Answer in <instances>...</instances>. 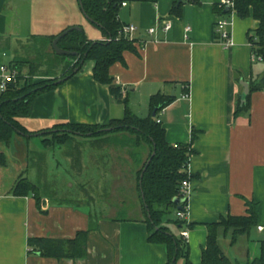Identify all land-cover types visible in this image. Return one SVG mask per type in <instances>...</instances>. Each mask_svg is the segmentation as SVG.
<instances>
[{"label": "crops", "instance_id": "crops-1", "mask_svg": "<svg viewBox=\"0 0 264 264\" xmlns=\"http://www.w3.org/2000/svg\"><path fill=\"white\" fill-rule=\"evenodd\" d=\"M119 1L120 22L138 28L133 41L136 51H125L123 61L110 67L119 96L95 79V61L87 60L63 84L37 96L31 116L21 122L36 133L64 122L107 126L124 116L126 104L134 114L147 117L154 113V95L175 97L157 117L168 143H192L195 153L188 166L192 193L187 224L182 228L175 224L176 232L168 226L178 236L189 230L185 238L188 258L191 264H202L208 224L228 214L247 215L248 202H254L257 227L264 226V60L253 58L248 41L249 32L259 22L231 10L222 15L232 22L234 45L226 48L215 31L221 17L216 8L220 0H183L179 16L171 13L178 0ZM168 21L172 26L167 30ZM73 26L83 27L92 40L105 38L102 29L86 18L79 0H0V76L3 66L10 69L18 63L25 74L35 71L43 79L61 76L65 64L54 60L53 42L45 39ZM151 28L155 32L150 33ZM243 81L249 83L250 106L237 115ZM254 86L261 89L252 90ZM115 136L94 137L97 140L89 143V149L96 146L102 152L101 139ZM33 137L39 136L14 133L9 142H0L6 158V164L0 163V264L169 262L167 244L149 241L138 184L132 192L137 214L125 218L117 215L115 207L124 200L123 188H109L105 183L86 186L89 196L84 200L59 202L42 194L38 201L33 194L15 196L16 182L29 178L34 168ZM94 154L91 151L90 160L97 158ZM87 169L95 174L98 166ZM98 198L109 203H97ZM107 205L109 214L103 209ZM257 227L239 235L234 243L221 229V247L240 263L253 260L258 257L251 254L253 231L259 242L264 238V231ZM81 231L87 232L84 257L29 252V238L72 240ZM186 262V256H181L176 264Z\"/></svg>", "mask_w": 264, "mask_h": 264}, {"label": "trees", "instance_id": "trees-1", "mask_svg": "<svg viewBox=\"0 0 264 264\" xmlns=\"http://www.w3.org/2000/svg\"><path fill=\"white\" fill-rule=\"evenodd\" d=\"M81 2L92 23L102 29L105 38H108V40L90 39L83 27L80 30L70 31L61 38L59 46L65 50L77 52V54L57 55L54 53V60L59 64L64 63L65 67L61 76H54L51 79L38 80L39 77L37 76L40 74L35 73V71L25 74L18 66L19 63L11 66L10 69L16 70L18 76L14 84H10L6 91L1 92L0 142H9L14 133L32 137V134L36 132L27 129L21 119L31 116L36 97L63 84L66 80L61 83H58V81L66 77L71 78L76 74L75 70L77 68L80 70L87 60L95 61V79L103 85L111 86L112 92L116 95L119 94V88L113 86L114 78L110 74V67L115 62L123 61L125 51H136L134 40L119 34L124 25L119 20L121 1L81 0ZM181 6L182 3L179 4L177 1L171 13L181 15ZM216 8L219 14L225 15V9L220 7L219 4ZM234 11L241 18L252 16L259 22L258 27L249 32L248 41L253 54L264 60V0H235ZM56 37L57 35L49 36L45 40L51 43ZM256 89H261V87H252V90ZM186 91L189 93V89ZM174 99L173 96L154 95L151 99V107L153 112L156 111V116L151 114L147 117H139L126 104L124 116L113 119L107 126L64 122L41 131L47 132L41 137L45 146H49L54 143L60 145L68 143L75 137H104L120 132L129 136L137 148H140L142 143H146L145 145L150 148V153L148 160L138 174V189L143 212L149 226V241L167 244L169 250V262L167 264H176L181 256H186V264H191L188 258L186 239L182 235L174 234L168 223L173 222L181 228L187 224V220L180 219L177 215L172 219L171 215L177 214V211L183 209L187 202L182 200L180 204H177L174 200L175 198L182 199L180 197L181 184L184 180H190L191 178L188 166L190 157L195 153V150L192 143L176 145L168 143L165 129L162 128L161 123L156 121L158 112ZM249 106L250 99L248 95L245 103H242L241 100L238 102L236 114L247 111ZM109 127L114 129L112 131H101ZM195 136L194 133L192 142L195 140ZM154 151L156 153L147 166V162ZM136 156V160H139L138 152ZM0 163L6 164L5 155L1 152ZM145 167L147 168L144 171ZM141 174H143L142 177ZM140 180H142V183H140ZM13 194L15 196L33 194L38 201L42 197L39 186L27 177H22L16 182ZM257 221V205L254 202H248L247 215L234 216L228 214L222 216L220 222L208 224V240L206 247L203 249L202 264H243L233 260L221 247L219 242L220 230L224 229L223 232L226 234L231 228L232 242L234 243L239 235L249 233L253 228H256ZM86 238L87 232L85 231L79 232L72 240L29 238V252L41 256L84 257L87 251ZM260 244V255L244 264H264V238L260 239Z\"/></svg>", "mask_w": 264, "mask_h": 264}, {"label": "rangeland", "instance_id": "rangeland-1", "mask_svg": "<svg viewBox=\"0 0 264 264\" xmlns=\"http://www.w3.org/2000/svg\"><path fill=\"white\" fill-rule=\"evenodd\" d=\"M115 134L117 136L101 139L102 142L98 143L103 147L102 152L96 146L89 149V143L97 140L94 137H75L68 143L62 145L54 143L49 146H45L40 136L33 137L31 147L35 154V163L29 178L39 186L41 194L48 195L53 201L59 202L84 200L85 196H89L86 186L93 184L105 183L109 188L122 187L123 195H120L124 197V200L114 205L117 208V215L125 218L131 214H137L134 208L136 199H133L132 192L137 191L138 174L148 160L150 148L145 145L146 143H142L140 148H137L129 136L120 132ZM91 151L95 152L94 155H97V158L89 159ZM137 152L139 160H136ZM90 164L93 165L89 166ZM95 165L98 166L95 174L85 172L86 168L89 170ZM111 192H115V189ZM125 195L129 196L125 197ZM100 202L102 205L109 203L105 199L98 198L97 203ZM109 208L108 205L103 208L106 214L110 213ZM171 218H174V214ZM168 224L176 232V225L173 222ZM225 236L232 242L231 228ZM252 239L251 254L256 253L259 256L261 244L254 231ZM226 245L224 242L222 246L226 247Z\"/></svg>", "mask_w": 264, "mask_h": 264}, {"label": "built area", "instance_id": "built-area-1", "mask_svg": "<svg viewBox=\"0 0 264 264\" xmlns=\"http://www.w3.org/2000/svg\"><path fill=\"white\" fill-rule=\"evenodd\" d=\"M124 5L126 3H123ZM220 7L226 9L227 7L231 10L234 11L235 7V0H220L219 2ZM232 25V22L228 20L227 18L223 17L221 15L220 18L217 19V22L215 24V31L218 33L221 43L223 46L226 48L233 46L234 45V39L230 30V26ZM172 26L171 22H167L165 24V29H170ZM137 26L134 24H124L122 28L120 29V36H124L126 38H129L130 40H134V34L137 31ZM150 33L155 32L154 28H151ZM103 40H108V38H104ZM254 59H261L260 56H256L253 54ZM3 74L0 76V92H4L7 90L8 86L10 84H14L17 81V76L18 73L16 70L9 69L5 66L2 67ZM189 94L187 93L186 96ZM156 121L158 123H161V120L156 117ZM192 193V188H191V181L190 180H184L181 184L180 187V197L182 200H186V204L184 205L183 209H179L177 211V217L183 220H187V215H188V208H189V198ZM257 229L262 232L264 231V226L259 225ZM181 235L188 239L189 237V230H183L181 232Z\"/></svg>", "mask_w": 264, "mask_h": 264}, {"label": "water", "instance_id": "water-1", "mask_svg": "<svg viewBox=\"0 0 264 264\" xmlns=\"http://www.w3.org/2000/svg\"><path fill=\"white\" fill-rule=\"evenodd\" d=\"M182 1H183V0H178V3L180 4ZM79 2H80V6H81V9H82L84 15L86 16V18H87L88 20H90V21L92 22V20H91V19L88 17V15L85 13V10H84V7H83V4H82L81 0H79ZM229 10H230V9L227 7V8L225 9V13L228 12ZM74 29L80 30V29H82V27H81V26H73V27H70V28L64 30L63 32H61V33H60V34L54 39V41H53V48H54L55 52H56L58 55H76V54H77V52H72V51H69V50H65V49H63V48H61V47L59 46V41L61 40V38H63L64 36H66L70 31H72V30H74ZM78 70H79V68H77V69L75 70V72H77ZM68 79H69V77H66L65 79H61V80H59L58 83H61V82L65 81V80H68ZM243 86H244V94H243V97H242V103H245V102H246L247 95H248V93H249V83L243 81ZM153 116H156V111L153 113ZM113 129H114V128L109 127V128H105V129H103V130H101V131H112ZM46 133H47V132H38V133H34V134H32V136H42V135H44V134H46ZM89 135H91V134H89ZM155 153H156V151L153 152L151 158H150L149 161L147 162V166L150 164L151 159L154 157ZM146 168H147V167L144 168V171L146 170ZM142 176H143V174H141V177H142ZM140 183H142V180H140ZM143 197H144V195H143ZM174 202L177 203V204H180V203L182 202V199H180V198H175ZM180 207H181V206H180ZM180 207H179V208H180Z\"/></svg>", "mask_w": 264, "mask_h": 264}]
</instances>
